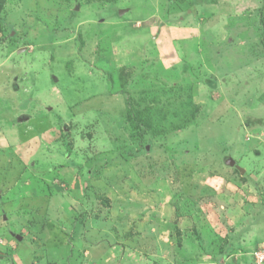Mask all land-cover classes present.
Listing matches in <instances>:
<instances>
[{"label": "rangeland", "instance_id": "rangeland-1", "mask_svg": "<svg viewBox=\"0 0 264 264\" xmlns=\"http://www.w3.org/2000/svg\"><path fill=\"white\" fill-rule=\"evenodd\" d=\"M259 246L264 0H0V264Z\"/></svg>", "mask_w": 264, "mask_h": 264}, {"label": "trees", "instance_id": "trees-1", "mask_svg": "<svg viewBox=\"0 0 264 264\" xmlns=\"http://www.w3.org/2000/svg\"><path fill=\"white\" fill-rule=\"evenodd\" d=\"M158 113V111H154V110H152V111H150V112H148L146 115H144V114H142V116H141V119L139 120V122H136L135 120H134V117H133V112L132 111H129V113H128V117H129V119L131 120V121H133V124L134 125H143L144 127H146V128H152V126L155 124V120L153 119V118H155V119H158V122H160L159 120H161V118L160 117H157L155 114H157ZM143 115L145 116V117H143ZM154 116H156V117H154ZM159 116V115H158ZM189 120H190V117H189V115H187L185 118H182V120L181 121H179V123H177V124H175V125H173L172 126V129H175V130H177V129H180V128H182V127H186L188 124H189ZM258 248V247H257ZM253 257V256H252Z\"/></svg>", "mask_w": 264, "mask_h": 264}, {"label": "built area", "instance_id": "built-area-1", "mask_svg": "<svg viewBox=\"0 0 264 264\" xmlns=\"http://www.w3.org/2000/svg\"><path fill=\"white\" fill-rule=\"evenodd\" d=\"M251 255L256 264H264V246L256 248Z\"/></svg>", "mask_w": 264, "mask_h": 264}, {"label": "water", "instance_id": "water-1", "mask_svg": "<svg viewBox=\"0 0 264 264\" xmlns=\"http://www.w3.org/2000/svg\"><path fill=\"white\" fill-rule=\"evenodd\" d=\"M123 11H125V10H124V9H122V10H121V13H122ZM228 163H231V165H233V161H232V159H229ZM241 171L243 172L244 170H243V169H241Z\"/></svg>", "mask_w": 264, "mask_h": 264}]
</instances>
